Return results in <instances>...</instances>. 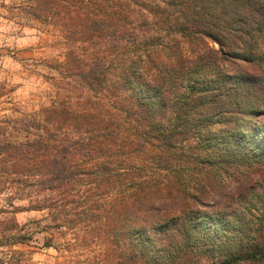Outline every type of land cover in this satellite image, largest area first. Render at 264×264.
Wrapping results in <instances>:
<instances>
[{
	"label": "trees",
	"instance_id": "16d2710c",
	"mask_svg": "<svg viewBox=\"0 0 264 264\" xmlns=\"http://www.w3.org/2000/svg\"><path fill=\"white\" fill-rule=\"evenodd\" d=\"M31 1L79 45L52 70L80 94L2 122L4 213L82 234L88 264H264V198L249 220L229 211L242 183L222 194L264 169V0ZM8 222L0 247L33 240Z\"/></svg>",
	"mask_w": 264,
	"mask_h": 264
},
{
	"label": "rangeland",
	"instance_id": "374dc122",
	"mask_svg": "<svg viewBox=\"0 0 264 264\" xmlns=\"http://www.w3.org/2000/svg\"><path fill=\"white\" fill-rule=\"evenodd\" d=\"M31 3V0H0V126L4 121L30 116L64 96L75 99L80 94L72 88L57 91L54 79L59 76L52 67L55 62L64 60L62 53L67 48L75 45L64 46L55 40L51 27L35 21L31 16ZM231 69L246 73L249 68L235 64ZM17 136L14 134L13 140L21 139ZM239 183L247 190L239 197L231 196L230 216H247L249 220H255L260 205L255 207L254 204L259 203L260 196L264 198V169H252L237 175L235 180L225 184L222 194L233 195ZM228 200L231 199L223 196L224 203ZM25 204L16 202L15 206ZM5 209V197L0 195V243L5 240L4 231L11 218L19 227L26 226L27 231L33 232L34 238L26 245L0 247L1 264H88L101 257L95 242H81L82 234L76 238L46 228L47 222L42 221L44 213L8 215L4 213ZM48 237L53 240L51 248L45 246Z\"/></svg>",
	"mask_w": 264,
	"mask_h": 264
}]
</instances>
